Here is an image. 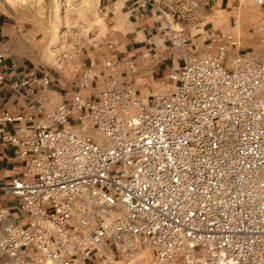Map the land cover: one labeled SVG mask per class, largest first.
<instances>
[{
	"label": "built area",
	"instance_id": "obj_1",
	"mask_svg": "<svg viewBox=\"0 0 264 264\" xmlns=\"http://www.w3.org/2000/svg\"><path fill=\"white\" fill-rule=\"evenodd\" d=\"M169 40L181 48L189 37L170 28ZM221 40L217 54L187 55L164 93L134 84L159 61L149 49L91 60L72 100L40 116L0 111V145L18 147L25 166L0 184L20 212L0 209L11 264H80L105 244L120 264H264V53L231 52V33ZM87 42L64 29L63 58Z\"/></svg>",
	"mask_w": 264,
	"mask_h": 264
},
{
	"label": "crops",
	"instance_id": "obj_2",
	"mask_svg": "<svg viewBox=\"0 0 264 264\" xmlns=\"http://www.w3.org/2000/svg\"><path fill=\"white\" fill-rule=\"evenodd\" d=\"M253 4L247 0H204L203 18L199 25L187 28V45L176 48L169 40L172 20L162 8L150 0H99L97 16L105 34L89 40L85 52L78 59L83 65L91 60L102 63L106 58L115 60L139 57L146 50L157 53L159 61L152 69L143 68L135 76V86L144 95L167 92L170 88L169 74L180 68L185 57L191 53H218L221 38L227 33L233 35L237 44H231V52L254 51L264 53V3ZM104 38L114 46L107 47ZM39 51L36 36L22 34L21 29L10 21L0 8V72L6 80L0 85V111L9 110L16 114H34L53 110L62 103H69L78 91L75 81L78 70L56 69L38 63L35 59ZM140 60V59H138ZM142 65V62H140ZM80 69V68H78ZM38 76L48 73L51 82H24L29 73ZM165 91H161L164 90ZM25 121L21 123L23 125ZM20 124H6L10 131H16ZM18 147L11 144L0 145V184L22 176L24 161L19 157ZM0 209L20 216L17 200L0 198ZM80 264H120L119 257L111 251L109 244L101 246L90 258Z\"/></svg>",
	"mask_w": 264,
	"mask_h": 264
},
{
	"label": "rangeland",
	"instance_id": "obj_3",
	"mask_svg": "<svg viewBox=\"0 0 264 264\" xmlns=\"http://www.w3.org/2000/svg\"><path fill=\"white\" fill-rule=\"evenodd\" d=\"M150 1L169 15L174 29L184 28L187 33L189 26L199 25L202 21L204 0ZM247 1L256 4L255 0ZM0 8L6 12L10 21L16 28L21 29L22 34L26 35L27 38L36 36L39 51L35 59L47 67L69 68L70 71H76V69L80 70L87 65H83L82 58L76 57V60L63 58L59 46L61 33L64 29H80L86 41L92 40V37L96 35L100 38L102 34H105V28L103 25L101 26V21L86 23L83 19L81 15L82 0H73L72 6L67 7H63L60 0H0ZM85 51L83 50L81 55ZM83 92L87 95L90 94V90ZM0 264H11L10 257L0 252Z\"/></svg>",
	"mask_w": 264,
	"mask_h": 264
},
{
	"label": "bare ground",
	"instance_id": "obj_4",
	"mask_svg": "<svg viewBox=\"0 0 264 264\" xmlns=\"http://www.w3.org/2000/svg\"><path fill=\"white\" fill-rule=\"evenodd\" d=\"M98 1L99 0H82L81 15L86 23L99 20L97 16ZM71 4H73V0H71Z\"/></svg>",
	"mask_w": 264,
	"mask_h": 264
}]
</instances>
